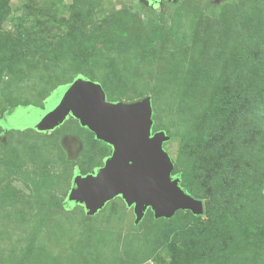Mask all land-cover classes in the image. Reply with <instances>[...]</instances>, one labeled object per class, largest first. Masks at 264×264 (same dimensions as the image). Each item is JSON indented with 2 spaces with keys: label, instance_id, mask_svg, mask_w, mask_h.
Segmentation results:
<instances>
[{
  "label": "rangeland",
  "instance_id": "374dc122",
  "mask_svg": "<svg viewBox=\"0 0 264 264\" xmlns=\"http://www.w3.org/2000/svg\"><path fill=\"white\" fill-rule=\"evenodd\" d=\"M78 77L99 85L110 103L149 97L151 133L169 138L172 174L188 172L185 144L210 121L221 81L264 89V0H0V264H168L169 224L150 209L135 224L119 197L91 216L82 205L53 208L67 200L73 147L81 172L108 156L75 118L38 135L5 122V113L41 107ZM249 119L262 130L245 151L261 184L237 218L247 226L232 228L212 264H264V107ZM210 214L200 218L208 233L219 220ZM229 227L224 222L221 236Z\"/></svg>",
  "mask_w": 264,
  "mask_h": 264
},
{
  "label": "water",
  "instance_id": "95a60500",
  "mask_svg": "<svg viewBox=\"0 0 264 264\" xmlns=\"http://www.w3.org/2000/svg\"><path fill=\"white\" fill-rule=\"evenodd\" d=\"M69 115L112 148L95 174L75 175L67 199L71 205H83L91 216L119 197L133 208L135 224L147 209L154 219H169L178 211L195 216L204 213L203 202L182 190L179 179L171 176L173 163L163 149L169 138L162 131L151 133L149 97L134 103H110L99 85L78 77L54 91L44 108L19 109L15 125L48 132Z\"/></svg>",
  "mask_w": 264,
  "mask_h": 264
},
{
  "label": "trees",
  "instance_id": "16d2710c",
  "mask_svg": "<svg viewBox=\"0 0 264 264\" xmlns=\"http://www.w3.org/2000/svg\"><path fill=\"white\" fill-rule=\"evenodd\" d=\"M161 35L162 29L156 32L146 48H152ZM252 90L239 86L237 82L222 80L211 95L206 113L210 121L202 124L199 135L185 144L188 156L193 158L190 170L171 173V176L179 179L180 187L187 194L204 200L203 214L210 216L211 211H214L219 220L208 233L200 222L202 216H195L189 211H178L167 220L161 219L168 222V232L171 236L168 264H212V258L215 257L212 250L217 245L220 248L225 247L224 240L234 237L232 228L235 225L247 226L237 218L249 195L260 187L261 174L254 169L245 151L255 146L262 131L256 124L259 122L250 120L249 115L254 107H264V89H261L260 93ZM5 115V122L9 123L11 128L17 127L13 118L16 113L12 116L10 113ZM23 129L18 128L16 131L21 132ZM240 148L243 152L239 151ZM63 206L64 204L56 203L53 208ZM183 214L185 215L181 216ZM179 217H186L187 221H193L194 224L188 226ZM224 222L230 227L226 231L227 234L221 236ZM250 229L256 230L257 226H251ZM176 242L185 244V248H177Z\"/></svg>",
  "mask_w": 264,
  "mask_h": 264
},
{
  "label": "flooded vegetation",
  "instance_id": "af4514ba",
  "mask_svg": "<svg viewBox=\"0 0 264 264\" xmlns=\"http://www.w3.org/2000/svg\"><path fill=\"white\" fill-rule=\"evenodd\" d=\"M51 95H52V93H51ZM50 95V96H51ZM50 96L48 97V99L50 98ZM47 99V100H48ZM46 100V101H47ZM46 101H45V103H44V105L43 106H41V107H34V106H23V107H18V108H16L15 109V112L13 111L12 113H11V116H12V114L13 113H16L19 109H22V108H25V107H34V108H37V109H42V108H44L45 107V104H46ZM68 117H70V115L68 116ZM66 118L65 119V121L62 123V124H64L65 122H66V120L67 119H69V118ZM13 118H15V116L13 117ZM76 120V119H75ZM69 121V120H68ZM77 121V120H76ZM61 124V125H62ZM61 125H59V126H57L56 128H54L53 130H51V131H55L56 129H58L59 127H61ZM77 125H78V127H79V129L80 128H82V132H84V133H86V134H89L90 133V135L92 136V142L93 143H98V144H101V145H104L105 147H106V150H107V157H103L102 159H98L97 160V162H96V164H95V166H92V167H90L89 169H87V170H85V171H79V170H77V167L75 166V159H76V157H77V153L78 152H80V151H78V150H76L75 148L76 147H73V149L71 150V151H69L70 153L69 154H67V156L68 157H70L69 158V161H70V163H71V165L73 166V173H72V179H71V184H70V188H69V190H68V192H67V196H66V199H68V193H69V191L72 189V187H73V180H74V177H75V175L76 174H79V175H81V176H86V175H93V174H95V172L99 169V168H102L103 166H104V163H105V161L111 156V154H112V148L109 146V145H107L106 143H104V142H101V141H99V140H97L96 138H95V136L87 129V128H85V127H82L80 124H79V122L77 121ZM8 128H11V126L10 127H8ZM14 130H18V128L17 127H12ZM7 128H5L4 130H6ZM29 130V128H25V129H23L22 131H24V130ZM84 129V130H83ZM32 131H34L36 134H42L43 132H38V131H36L35 129H31ZM85 130L86 131H88L89 133H87V132H85ZM51 131H48V132H45V133H49V132H51ZM67 138H66V136H64L63 137V143L64 144H67L68 142H67ZM71 142H75V139L74 138H71ZM95 145V144H94ZM75 146V145H74ZM97 150H101L100 148H98ZM87 153V152H86ZM90 155H91V153H90ZM90 155H86V158L87 157H89ZM91 165V164H90ZM60 204H64V206H63V208L64 207H70V206H78V204H76V205H71V203L70 202H68L67 200H65L64 202H59ZM83 206V205H82ZM84 208V207H83ZM144 217V216H143Z\"/></svg>",
  "mask_w": 264,
  "mask_h": 264
}]
</instances>
